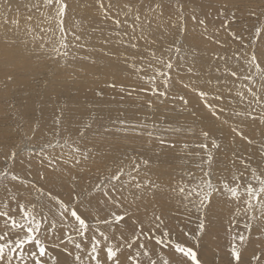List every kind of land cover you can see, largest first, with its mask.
Returning <instances> with one entry per match:
<instances>
[{
	"label": "snow or ice",
	"instance_id": "obj_1",
	"mask_svg": "<svg viewBox=\"0 0 264 264\" xmlns=\"http://www.w3.org/2000/svg\"><path fill=\"white\" fill-rule=\"evenodd\" d=\"M215 2L222 22L210 29L188 7L195 0H94L95 14L79 18L70 15L69 0H17L14 14L12 0H0L6 46L37 61L50 60L63 71H79L78 62L95 64L93 54L99 52L135 77V83L113 79L107 87L123 94L121 100L147 96L150 110L155 98L161 104L180 101L181 111H187L189 99L172 91L179 84L195 95L213 125L229 128L235 146L226 148L212 127L161 129L154 123L153 131H144L143 123L119 120L116 132L147 135L170 149L176 142L166 133L196 137L194 144H181L183 163L192 167L167 180L153 179L149 158L110 156L96 139L110 129L87 140L92 125L73 129L70 109H56L50 128L25 120L26 126L15 130L17 141H0L6 162L0 169V264H200L197 252L180 239L181 233L194 237L179 222H192L195 213L198 240L216 205L228 211L229 264H264V14L245 36L231 28L236 14L230 0ZM80 6L85 12L91 7L87 0ZM189 21L204 41L224 50L211 53L214 76L196 70L200 52L188 40ZM222 30L238 48L227 51ZM96 33L99 48L92 43ZM181 70L187 80L174 79ZM37 134L42 139L34 142ZM89 168L101 175L82 188L77 177ZM49 174L71 182L68 200L41 183ZM173 219L178 223L170 224Z\"/></svg>",
	"mask_w": 264,
	"mask_h": 264
},
{
	"label": "rangeland",
	"instance_id": "obj_2",
	"mask_svg": "<svg viewBox=\"0 0 264 264\" xmlns=\"http://www.w3.org/2000/svg\"><path fill=\"white\" fill-rule=\"evenodd\" d=\"M84 2L85 0H69L70 15L75 18H79L82 15H94V0H87V2L91 5L87 12H85V10L80 6ZM12 3L13 6L16 5L17 0H12ZM188 7L192 8L198 16L205 18L210 29L213 27H220L222 18L216 15L215 9L219 7V4H217L215 0H211V2L210 0H195V3H190ZM229 8L235 11L236 14L235 22L231 24V28L236 30L238 34L242 32L245 36H247L253 25L257 24L260 21L262 14H264V0H230ZM185 10L187 11V9ZM21 11H23V9H21ZM14 12L15 6L13 8V14ZM252 12L256 15H251ZM188 29V40L197 44L200 52V57L196 62V70H198L201 73V76L205 78L208 76H214L215 66L211 61V53L213 51L224 50L219 49L218 46L210 42H204L200 35L201 29L194 26L191 21L188 22ZM219 38L222 41L229 42L227 48L228 52H231L234 48H238V44L232 42L231 37H228L225 31L222 30L220 32ZM181 40L183 41L184 37H181ZM92 43L96 44L97 48L100 47L99 33H96L93 36ZM184 47L185 50H187V43H185ZM93 59L96 61L95 64L83 61V63L89 67L85 69L86 71L83 67H81L82 70L80 69L79 64L82 62H78L77 64V68L80 69L79 71H73V69H68L67 71L58 70L57 65L50 60L42 59L37 61L26 52H21L6 46L2 42V35H0V141L5 143L17 141L18 137L15 135V130L18 125L26 126L25 120L27 119H30L35 123L42 121L46 127H52V119L56 114V109L65 107L71 110V127L73 129L83 127L85 124L92 125L91 130L87 131V140H92L95 137V134L97 132H103L105 127L110 129L111 134L106 135L107 137L104 136L102 138H96L99 142L103 143L104 149L110 156L120 158H124L125 156H142L149 158L151 164L149 175H151L153 179L159 177L162 180H167L170 175L178 174L181 169L185 167H192V162L188 165L183 163L181 158L183 150L177 147H175V153L169 148L161 147L154 139L149 140L147 135L135 136L129 133L130 135L127 134V136H125L124 133L116 132V127L119 126L118 121L121 120L120 117L123 116L121 115V110L119 109L129 106V104H131L132 108L137 109L135 106L137 103H135V100L134 102L132 100L127 101L128 98L126 97L121 100V95L123 94L119 93L115 89L107 87V82L113 79L118 82L123 81L125 83V78L122 77L121 74L116 73L115 78L111 77L113 74L109 72H116V68L112 66L111 62L106 58H103L99 52L93 54ZM107 68H110L109 72ZM208 71H210L209 74ZM105 73L110 77V79L104 78ZM121 73H127L126 75L129 74L132 81L130 83H135V77L128 71H122ZM9 75L13 77L10 82L7 80V76ZM70 75L73 78H69ZM82 78H85L87 82H80ZM174 79L187 80L188 75L181 70L179 75L175 76ZM80 83H86L88 87H93L87 88V85H84L85 89L80 86ZM80 87L82 88L80 89ZM89 89H91V91L90 93H87V90ZM93 91L101 94L96 95ZM172 91L176 95H184L185 98L189 99L190 103L187 111H191L192 108L199 111L201 114L200 117L204 121L203 125H209L208 123L210 122H207L209 119L193 93L185 90L179 84L176 85ZM141 97H144L146 100L148 99L147 96L142 94ZM152 99L154 107L151 110L146 108L145 101L139 99L143 102L142 106L144 108L142 106L138 107H141V110L143 109L144 112L140 111L141 114L137 113L141 117H139L138 120L142 121L143 124H147V126L150 125L152 130V125L154 123H156L161 129L176 125V118L171 119L169 116L170 113L166 109L169 104L170 106H173L174 103L180 104V101H165V103L161 104L155 98ZM132 112V115H134L132 118L127 116L126 118L123 116L125 119H128L129 122L134 121L135 118H137L136 112ZM113 121H116L117 124H113ZM232 123L233 121L230 120L229 124ZM213 127L215 128V135L220 138L226 148L235 147L230 144V134L225 138L224 132H222V130H229L227 126L221 127L217 122V124ZM148 129L149 127H147L144 131ZM164 135L166 136V139H170L169 136H167V133ZM116 136L120 137V144L117 142L118 138ZM124 136L127 137V140L130 142H126V138ZM137 137L142 141L149 140L150 142L155 143V146L158 145L160 148L157 147L156 149L149 147L148 143L146 144V142L142 141L141 143L143 146L140 145L141 147H139L135 144L137 143L136 141L139 140ZM48 138L50 139L51 136L49 135ZM133 138H136V141L132 140ZM193 138L196 139L195 136ZM41 139L42 137L37 134L34 142H39ZM257 140H259L258 132ZM190 141V144H194L196 142V140L193 139ZM174 142H176V145L182 144L180 143V140H174ZM3 151L4 149L0 148V169L6 165V162L3 159ZM229 155H231L230 152ZM7 166L12 167L10 164ZM16 167H20L18 162ZM100 175L101 172L97 171L96 168H89L86 172L80 173L77 177V183L82 188H88L92 183L98 180ZM41 183L44 184L46 188H51L54 192L59 193L63 199H69L72 184L67 177L61 179L54 174H49V179L47 181H42ZM227 217L228 211L226 208H223L220 205L210 208L205 232L201 234L198 240L195 238V213L192 216V222H179L180 228L192 233L194 237L192 240H188L183 237L182 233L180 234V239L185 242L187 246L192 247L193 250L197 252L200 264H229L230 256L226 251V231L228 227ZM177 223L178 222L175 219L170 220V224L175 225ZM254 248L255 244L249 245L248 250L244 253L243 258L245 261L250 258Z\"/></svg>",
	"mask_w": 264,
	"mask_h": 264
},
{
	"label": "bare ground",
	"instance_id": "obj_3",
	"mask_svg": "<svg viewBox=\"0 0 264 264\" xmlns=\"http://www.w3.org/2000/svg\"><path fill=\"white\" fill-rule=\"evenodd\" d=\"M15 6V5H14ZM14 8V7H13ZM205 42V41H204ZM214 49V48H213ZM204 62V61H203ZM208 62V61H207ZM78 64V63H77ZM81 64L83 65V68H84V70L86 69V68H89L86 64H84L83 62L82 63H80L79 64V66H80V69H81ZM198 64V63H197ZM201 65H204V64H201ZM209 66V65H208ZM76 67H77V65H76ZM122 67H124V66H121L120 65V68L122 69ZM208 68V67H207ZM108 69V68H107ZM110 69V68H109ZM109 69H108V72H109ZM204 69V68H203ZM82 70V69H81ZM88 70V69H87ZM205 70V69H204ZM86 71V70H85ZM126 71V70H125ZM198 71V70H197ZM122 71H120V70H118L117 68H116V72H109V73H111V74H113V75H111V77H113V78H115V74L117 73V74H121V76L122 77H124L125 78V83L126 84H128V83H130V82H132L131 81V77H129V74L128 75H126V74H123V73H121ZM206 72V71H205ZM209 72L210 71H208V74H209ZM75 74H76V72H75ZM104 78H107V79H110V77L105 73V77ZM73 82V81H72ZM80 82H87V80L85 79V78H82L81 79V81ZM63 84V83H62ZM84 85H87L86 83H80V86H82V87H84ZM89 85H90V83H89ZM62 87V86H61ZM61 87H60V89H61ZM82 87H80V89L82 88ZM91 87H93V86H91ZM91 87H88V85H87V88H91ZM85 88V87H84ZM96 88V87H95ZM86 89V88H85ZM66 90V89H65ZM64 90V91H65ZM99 90V89H98ZM98 90H96V91H98ZM84 91V90H83ZM88 92L87 93H90V91H91V89H89V90H87ZM100 91V90H99ZM108 91V90H107ZM74 92V91H73ZM103 92V91H102ZM68 93V92H67ZM80 93V92H79ZM93 93H95L96 95H97V93L96 92H94L93 91ZM99 93V92H98ZM75 94V93H74ZM85 94V93H84ZM65 95V94H64ZM87 95V94H86ZM143 95V94H142ZM90 98V97H89ZM127 98V97H126ZM56 99H58V98H56ZM65 99V98H64ZM139 99H142L143 101H145L146 102V99L144 98V97H137L136 96V94H134L133 95V98H131V99H127V101H133L134 102V100H135V103H137V105H135L136 107H137V109H135V108H132V106H131V104H129V106H127V107H122V108H120L119 110H121L120 111V113H121V115H123V116H127V117H129V118H132L134 115H132L133 114V112L132 111H135L136 112V116H137V118H135V120L134 121H131V122H129L128 121V119H125V117H120L121 119H123V120H126V121H128L129 123H143L142 121H139L138 120V118L140 117V115L139 114H141L140 113V111H143V109L141 110V107H138V106H142L143 105V102L141 101V100H139ZM72 100V99H71ZM105 100V99H104ZM144 102V103H145ZM171 102V101H170ZM154 103V102H153ZM194 105V104H193ZM196 106V105H195ZM143 107V106H142ZM189 107V106H188ZM144 108V107H143ZM147 108V107H146ZM169 113H170V118L172 119V118H176L175 120H177V122H176V125H174L173 127L172 126H168V127H171V128H177V127H180V128H182V129H187L189 126H194L196 129H197V131L200 129V128H202V127H205L203 124H204V121H203V119L200 117L201 116V114H200V112L199 111H197V110H195L194 108H192V110L191 111H181V102H180V104H173V106H170V104H169V106L167 107V109H166ZM113 111V110H112ZM118 111V110H117ZM119 112V111H118ZM117 112V113H118ZM144 112V111H143ZM161 112V111H160ZM193 112H195V115H192V113ZM137 113H139V114H137ZM115 115V114H114ZM160 115V114H159ZM161 116V115H160ZM126 117V118H127ZM141 118V117H140ZM207 122H210V123H208L207 125L208 126H206V127H212L213 129H214V131H215V128L213 127L214 125L211 123V121L210 120H207ZM145 123V122H144ZM145 125H147V124H145ZM147 127H149V129L148 130H146V131H153L151 128H150V125L149 126H147ZM164 127V126H163ZM222 132H224V137L226 138V137H228V135H229V130H222ZM122 133V132H121ZM115 134V133H114ZM114 134H112V135H114ZM168 135L167 136H169V138L170 139H168V140H170V141H174V140H176V141H179L180 140V143H184V142H191L190 140L191 139H193V140H196V139H194L193 137L194 136H190L186 131H181L180 133H175V132H169V133H167ZM111 135V136H112ZM128 135H130V134H128ZM115 136V135H114ZM114 136H112V137H114ZM118 136V135H117ZM116 136V137H117ZM122 136V135H121ZM125 136H127V135H125ZM124 136V137H125ZM107 137V136H106ZM111 137V138H112ZM116 137H115V139H116ZM131 137V136H130ZM133 137V136H132ZM166 137V136H165ZM118 139H117V142H119V144H120V137H117ZM126 138V142H130L129 140H127V137H125ZM138 138V137H137ZM106 139V138H105ZM104 139V140H105ZM110 139V138H109ZM115 139H113V140H115ZM122 139V138H121ZM139 139V138H138ZM103 140V141H104ZM124 140V139H123ZM132 140H134V141H136V138H133ZM131 140V141H132ZM222 140H223V138H222ZM102 141V142H103ZM107 141V140H106ZM110 141H111V139H110ZM141 139H139V140H137L136 142L137 143H135L136 145H138L139 147H141L140 145H142V143H141ZM224 141H226V140H224ZM142 142H146V144L148 143V145H149V147H153V148H156L157 149V147H159L158 145H156L155 146V143H153V142H150L149 140L148 141H142ZM193 142V141H192ZM141 143V144H140ZM144 144V143H143ZM158 144V143H157ZM124 145V144H123ZM181 145V144H180ZM179 144L178 145H176V147L177 148H179V149H181L182 150V148H181V146H180ZM143 146V145H142ZM126 147V146H125ZM128 147V146H127ZM145 147V146H144ZM160 148V147H159ZM158 148V149H159ZM166 148H168V147H166ZM170 149V148H169ZM173 152H175L176 153V148H174V149H171ZM178 150V149H177ZM180 150V151H181ZM160 151V150H159ZM158 151V152H159ZM172 152V153H173ZM127 154V153H126ZM164 154V153H163ZM181 154V153H180ZM161 161V160H160ZM163 162V161H162ZM165 162V161H164ZM155 179V178H154ZM214 212V211H213ZM218 214H219V212H218ZM216 216V215H215Z\"/></svg>",
	"mask_w": 264,
	"mask_h": 264
}]
</instances>
